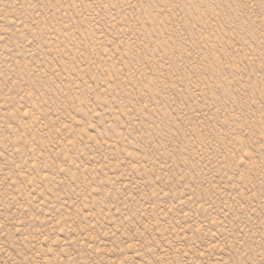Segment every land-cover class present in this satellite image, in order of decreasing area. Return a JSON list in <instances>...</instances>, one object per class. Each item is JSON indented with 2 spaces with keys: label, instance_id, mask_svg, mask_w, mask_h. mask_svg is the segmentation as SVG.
I'll use <instances>...</instances> for the list:
<instances>
[{
  "label": "rangeland",
  "instance_id": "1",
  "mask_svg": "<svg viewBox=\"0 0 264 264\" xmlns=\"http://www.w3.org/2000/svg\"><path fill=\"white\" fill-rule=\"evenodd\" d=\"M0 264H264V0H0Z\"/></svg>",
  "mask_w": 264,
  "mask_h": 264
}]
</instances>
